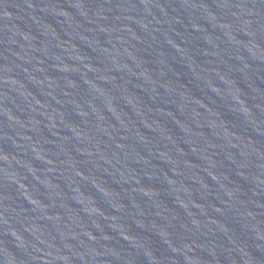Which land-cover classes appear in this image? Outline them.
Here are the masks:
<instances>
[{
    "label": "water",
    "instance_id": "water-1",
    "mask_svg": "<svg viewBox=\"0 0 264 264\" xmlns=\"http://www.w3.org/2000/svg\"><path fill=\"white\" fill-rule=\"evenodd\" d=\"M0 264H264V0H0Z\"/></svg>",
    "mask_w": 264,
    "mask_h": 264
}]
</instances>
